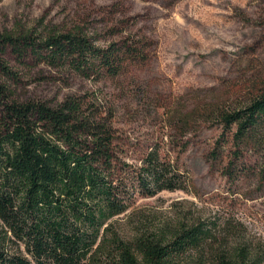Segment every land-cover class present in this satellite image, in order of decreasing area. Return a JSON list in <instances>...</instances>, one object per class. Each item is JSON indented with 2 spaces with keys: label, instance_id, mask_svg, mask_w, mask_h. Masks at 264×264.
I'll use <instances>...</instances> for the list:
<instances>
[{
  "label": "trees",
  "instance_id": "16d2710c",
  "mask_svg": "<svg viewBox=\"0 0 264 264\" xmlns=\"http://www.w3.org/2000/svg\"><path fill=\"white\" fill-rule=\"evenodd\" d=\"M6 48L59 77L115 84L117 94L71 95L54 104L21 98L11 89L19 79L2 59ZM146 49L133 39L101 47L80 30L39 41L2 37L0 264H184L193 256L208 257L209 264H264V243L247 238L229 218L184 216L133 233L115 224L136 196L192 188L178 157L190 121L200 116L220 132L210 157L223 164L227 179H239L250 159L264 162V85L238 108L210 106L176 121L170 112L131 113L126 80L148 60ZM150 114L163 125L144 140L121 125L126 117Z\"/></svg>",
  "mask_w": 264,
  "mask_h": 264
},
{
  "label": "rangeland",
  "instance_id": "374dc122",
  "mask_svg": "<svg viewBox=\"0 0 264 264\" xmlns=\"http://www.w3.org/2000/svg\"><path fill=\"white\" fill-rule=\"evenodd\" d=\"M77 30L101 47L127 39L147 46L148 60L126 80L131 113L170 112L176 121L210 106L238 108L264 85V0H0V40L31 35L39 41ZM2 59L17 74L11 89L21 98L54 104L71 95L87 100L94 93L117 94L115 84L59 77L29 58L19 61L11 48ZM150 115L126 117L121 125L144 140L163 125L161 116ZM200 117L190 121L178 157L192 188L136 196L115 224L133 233L171 226L184 216L229 218L247 238L264 243V162L250 159L239 179H227L223 164L210 157L220 132L214 120ZM203 258L188 257L184 264H209Z\"/></svg>",
  "mask_w": 264,
  "mask_h": 264
}]
</instances>
